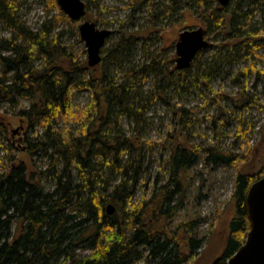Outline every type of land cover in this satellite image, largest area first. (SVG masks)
Returning a JSON list of instances; mask_svg holds the SVG:
<instances>
[{
    "label": "trees",
    "instance_id": "16d2710c",
    "mask_svg": "<svg viewBox=\"0 0 264 264\" xmlns=\"http://www.w3.org/2000/svg\"><path fill=\"white\" fill-rule=\"evenodd\" d=\"M48 1L60 11L57 0ZM148 1L153 4L154 0ZM132 2L135 6L144 3ZM175 4L176 0H170L166 15L173 13ZM196 5L207 41L212 44L220 39V53L228 51V58L215 64V70L222 63H240L264 50V34L260 30L249 33L253 28L248 23L257 11L264 17V0H236L232 9L230 4L221 7L218 0H196ZM89 7L87 1V11ZM20 10L21 0H0V26L10 35L0 36V106L8 105L34 135L33 140H23L24 154L31 158L43 153L49 165L46 171H34L24 155L19 158L6 150L4 164L0 163V264H228L250 231L245 201L250 188L264 178V161L255 170L237 174L231 206L220 216L223 240L212 243L214 228L200 238L196 217L180 220L186 208L189 172L201 160L211 167L235 166L243 156L234 145L221 146L223 135L217 137V145H193L190 113L180 104L173 110L174 116L179 115V130L169 131L157 142L142 139L140 132L156 101L170 105L166 83L178 89L190 80L202 82L214 94L211 103L217 114L210 121L217 135L230 122L238 120V127L242 125L222 106L223 99L232 102L235 112H243L257 105L256 98L245 90L239 92L238 100L215 94L208 85L212 69L199 64L206 50L187 70H177L175 57L160 64L158 56L136 70L130 62L140 41L148 43L160 33L156 22L149 29H120L115 32L116 42L106 48L112 33L102 50L101 64L89 68L86 60L79 63L67 52L59 35L49 41L54 28L44 24L33 33ZM158 17L152 15L153 20ZM211 28L216 29L214 38L209 36ZM245 71L234 83H239ZM116 72H125L124 77L117 78ZM255 74V87L263 78L264 96V72ZM149 76L153 88L145 96L142 88ZM82 92H88L90 100L80 108L74 97ZM2 119L0 132L7 131ZM125 123L134 126L132 135L126 133ZM73 124L76 129L70 128ZM149 149L159 150L163 172L159 166L153 182L147 177L144 196L134 204L148 171ZM45 178L52 183L49 190L42 183ZM109 205L116 209L112 216L107 215ZM85 244L89 253L74 256L72 250ZM206 245V252L201 253Z\"/></svg>",
    "mask_w": 264,
    "mask_h": 264
},
{
    "label": "rangeland",
    "instance_id": "374dc122",
    "mask_svg": "<svg viewBox=\"0 0 264 264\" xmlns=\"http://www.w3.org/2000/svg\"><path fill=\"white\" fill-rule=\"evenodd\" d=\"M82 1L85 4L88 1L90 4L87 16L83 21L73 22L61 9L58 11L48 0H21L20 15L33 33L39 32L44 24L54 28L52 34H50L49 41H53L59 35L60 42L67 48V52H71L79 63L87 61L88 57L85 43L81 41L79 33V27L84 21L96 24V27L100 30H110L114 33L106 48L116 42L117 35L115 32L120 29L124 28V30L129 31H137L141 28L149 29L156 22L155 29L160 33L152 35L148 43L143 40L140 41L135 50L130 64L136 70L151 62L155 56H158L157 62L160 64H163L164 60L173 59L176 54V41L182 29L200 27L198 16H196L198 9L196 0H176L173 13L168 15H166V10L169 8L170 0H154L153 4L148 0H143V5L137 3L136 6L133 5L132 0ZM235 1L232 0L228 8L232 9ZM160 5L164 6V8H161ZM153 14L159 16L157 20L152 19ZM248 23L250 28H253L249 30V33H253V30H260V33L264 34V17L261 16L260 11H257L253 17L250 15ZM215 32L216 29L211 28L209 36L214 38ZM0 36L5 39L10 37L6 29L1 26ZM220 41V39L212 41V47L199 56V64L204 69H212L213 76L210 77L208 85L214 90L215 94L224 93L233 97L234 100H238L239 92L245 90L246 95L256 98L257 105L243 112H235L230 100L223 99L221 101L224 108L242 120V125L238 127V120L230 122L217 135V130L210 121L217 114L216 107L211 103V99L215 96L208 91L207 87L203 86L202 82L198 85L190 80L185 87L178 86V89L177 87L169 86L168 83L165 84V89L167 90L165 94L166 101L170 105L161 100L156 101L145 117L140 132L142 139L157 142L163 140L169 131L179 130V115L174 116L173 110L177 104H180L190 113L189 120H192L193 124H190L189 139L193 145H199L200 143H204L205 146L217 145V137L223 135L221 146L228 149L234 145V150L243 156L244 160L235 166L218 165L211 167L201 160L189 172L188 184H186V208L180 220L196 217L200 222L198 225L200 238H206L211 228H214L215 240L209 241L212 243L223 240V235L220 233L223 230L221 225L223 219H220V216L228 206H231V197L234 192L237 174L251 168L255 170L264 161V96L261 83L263 78L260 79V83L255 87V72H264V50L259 49L257 56H252L247 60L245 58L240 63L232 65L222 63L217 71L215 70L217 69L215 64L221 59L226 60L228 58V51H225L226 55L223 54L224 51L220 53L218 48ZM173 64L176 65L175 59ZM250 69H253V71L249 72L248 70ZM245 70L248 73L239 78L238 84L234 83L240 73L246 72ZM196 72V70H193L192 74L195 75ZM124 73L116 72L114 76L123 78ZM152 88L153 77L149 76L142 88L145 96L152 91ZM89 100L88 92H82L74 97V104L83 108L88 105ZM24 106H27L26 103ZM0 116H3L1 122H4L7 126V131L0 132V163L4 164L2 160L6 156V150H8V153L12 156L22 158L24 155V161L34 171L35 169L46 171L49 159L43 153H38L31 158L24 154L27 145L23 140L26 137L33 140L34 135L26 129L23 123L14 117L8 105L3 104L0 106ZM70 128L76 129L77 127L73 124ZM124 129L128 135H132L134 126L125 123ZM159 156L158 149H149L147 151L148 171L139 191L135 194L134 204L139 203L144 196V184H146L147 179L150 177L151 182H153L156 177L158 169L161 167L158 161ZM159 170L163 172L162 167ZM42 183L47 190L52 186V183L47 178ZM87 247L88 245L85 244L72 250V253L74 256L86 255L89 253L86 250ZM206 250L207 245L201 253L206 252Z\"/></svg>",
    "mask_w": 264,
    "mask_h": 264
},
{
    "label": "water",
    "instance_id": "95a60500",
    "mask_svg": "<svg viewBox=\"0 0 264 264\" xmlns=\"http://www.w3.org/2000/svg\"><path fill=\"white\" fill-rule=\"evenodd\" d=\"M231 1L218 0L223 8ZM58 5L73 22L80 21L86 16V5L82 0H58ZM79 31L87 48L88 66L95 68L102 62V50L111 32L101 31L90 22H84ZM210 47L211 44L206 39V31L203 27L182 31L175 45L177 70L189 69L197 55ZM245 206L250 231L245 244L228 261V264H264V178L250 188ZM115 212L116 209L112 205L107 207L108 216L114 215Z\"/></svg>",
    "mask_w": 264,
    "mask_h": 264
},
{
    "label": "bare ground",
    "instance_id": "6f19581e",
    "mask_svg": "<svg viewBox=\"0 0 264 264\" xmlns=\"http://www.w3.org/2000/svg\"><path fill=\"white\" fill-rule=\"evenodd\" d=\"M85 5H86V4H85ZM60 9H61V8H60ZM86 14H87V10H86ZM85 17H86V16H85ZM84 19H85V18H84ZM84 19H82V20H80V21H83ZM84 22H89V21H84ZM84 22H83V23H84ZM83 23H82V24H83ZM90 23H92V22H90ZM82 24H81V25H82ZM93 24H94V23H93ZM81 25H80V26H81ZM95 25H96V24H95ZM200 27H201V26H200ZM79 28H80V27H79ZM197 28H199V27H197ZM197 28H196V29H197ZM98 29H99V28H98ZM188 29H189V28H188ZM99 30H100V29H99ZM185 30H186V29H185ZM101 31H102V30H101ZM106 31H110V30H106ZM110 32H111V34H112V31H110ZM79 33H80V31H79ZM80 38H81V36H80ZM81 41L83 42L82 39H81ZM106 42H107V41H106ZM210 44H211V43H210ZM85 46H86V45H85ZM211 47H212V44H211ZM211 47H210V48H211ZM86 49H87V48H86ZM208 49H209V48H208ZM208 49H207V50H208ZM87 55H88V53H87ZM175 60H176V54H175ZM87 63H88V57H87ZM175 63H176V61H175ZM88 67H89V66H88ZM89 68H90V67H89Z\"/></svg>",
    "mask_w": 264,
    "mask_h": 264
}]
</instances>
